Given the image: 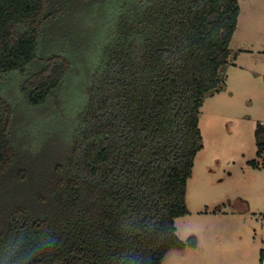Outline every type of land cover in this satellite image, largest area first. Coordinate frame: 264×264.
<instances>
[{
    "label": "trees",
    "instance_id": "16d2710c",
    "mask_svg": "<svg viewBox=\"0 0 264 264\" xmlns=\"http://www.w3.org/2000/svg\"><path fill=\"white\" fill-rule=\"evenodd\" d=\"M238 1L0 0V264H162L197 245L175 219Z\"/></svg>",
    "mask_w": 264,
    "mask_h": 264
},
{
    "label": "rangeland",
    "instance_id": "374dc122",
    "mask_svg": "<svg viewBox=\"0 0 264 264\" xmlns=\"http://www.w3.org/2000/svg\"><path fill=\"white\" fill-rule=\"evenodd\" d=\"M238 4L220 85L200 108L188 214L175 219L178 238L195 236L197 245L170 251L162 264H260L264 255V150L258 157L255 136L264 126V0Z\"/></svg>",
    "mask_w": 264,
    "mask_h": 264
}]
</instances>
